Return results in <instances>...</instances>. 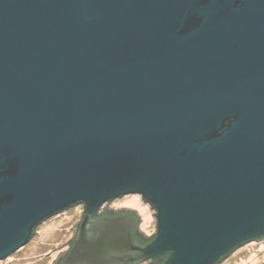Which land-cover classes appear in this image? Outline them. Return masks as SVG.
Here are the masks:
<instances>
[{"label": "water", "instance_id": "1", "mask_svg": "<svg viewBox=\"0 0 264 264\" xmlns=\"http://www.w3.org/2000/svg\"><path fill=\"white\" fill-rule=\"evenodd\" d=\"M129 194L150 241L106 209ZM77 205L55 263L219 264L264 239V0H0V260Z\"/></svg>", "mask_w": 264, "mask_h": 264}, {"label": "rangeland", "instance_id": "2", "mask_svg": "<svg viewBox=\"0 0 264 264\" xmlns=\"http://www.w3.org/2000/svg\"><path fill=\"white\" fill-rule=\"evenodd\" d=\"M122 207L133 210L139 216L137 231L139 230L145 238L156 232L154 211L139 195L129 194L116 198L107 203L106 209ZM82 210L83 207L77 205L43 220L37 225L30 240L0 260V264H54L69 249L71 243L69 239L76 231ZM99 211L103 209L100 208ZM138 264H148V261ZM219 264H264V239L240 246Z\"/></svg>", "mask_w": 264, "mask_h": 264}, {"label": "trees", "instance_id": "3", "mask_svg": "<svg viewBox=\"0 0 264 264\" xmlns=\"http://www.w3.org/2000/svg\"><path fill=\"white\" fill-rule=\"evenodd\" d=\"M109 212L110 211H103V212H101V214H105V215H109ZM120 213H126V214H129L130 216H136V213L135 212H133L132 210H123V211H120ZM113 214H115V213H113ZM134 237H136L140 242H142L144 239H146V241H150L153 237H154V235L153 236H149L148 238H145V236H143L140 232H139V230L138 231H136V233L134 234ZM68 252V251H67ZM67 252H65V254L67 253ZM64 254V255H65ZM62 260V258H60L59 259V261H57V263L56 264H59V262ZM162 261L163 260V258H160L159 259V261ZM158 261V262H159Z\"/></svg>", "mask_w": 264, "mask_h": 264}, {"label": "bare ground", "instance_id": "4", "mask_svg": "<svg viewBox=\"0 0 264 264\" xmlns=\"http://www.w3.org/2000/svg\"><path fill=\"white\" fill-rule=\"evenodd\" d=\"M140 222V221H139ZM146 238H148V237H146ZM146 261H149V260H146ZM141 263V262H140Z\"/></svg>", "mask_w": 264, "mask_h": 264}, {"label": "flooded vegetation", "instance_id": "5", "mask_svg": "<svg viewBox=\"0 0 264 264\" xmlns=\"http://www.w3.org/2000/svg\"><path fill=\"white\" fill-rule=\"evenodd\" d=\"M64 256V255H63ZM56 264V263H55Z\"/></svg>", "mask_w": 264, "mask_h": 264}, {"label": "clouds", "instance_id": "6", "mask_svg": "<svg viewBox=\"0 0 264 264\" xmlns=\"http://www.w3.org/2000/svg\"><path fill=\"white\" fill-rule=\"evenodd\" d=\"M101 212V211H100Z\"/></svg>", "mask_w": 264, "mask_h": 264}]
</instances>
